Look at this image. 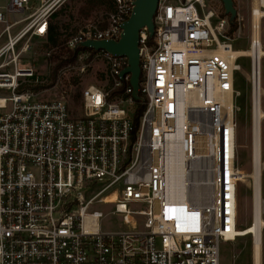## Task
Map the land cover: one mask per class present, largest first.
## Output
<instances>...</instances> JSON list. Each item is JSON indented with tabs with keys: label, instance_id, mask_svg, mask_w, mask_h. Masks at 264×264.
I'll list each match as a JSON object with an SVG mask.
<instances>
[{
	"label": "built area",
	"instance_id": "obj_1",
	"mask_svg": "<svg viewBox=\"0 0 264 264\" xmlns=\"http://www.w3.org/2000/svg\"><path fill=\"white\" fill-rule=\"evenodd\" d=\"M65 1L0 0V264H221V242L242 237L239 185L249 176L238 164L241 57L251 62L252 171L257 113L261 127L264 119V0L253 2L243 56L234 54L237 31L229 35V17L213 1L160 0L153 43L147 28L140 31L141 100L131 74L122 75L127 56L87 48L77 61L106 63L109 84L87 86L76 103L55 96L56 83L27 63L36 41L48 43ZM134 2L112 0L105 21L64 45L119 40ZM58 49L46 50L51 67ZM178 165L183 180L174 185ZM249 178L255 211L258 183ZM259 182L262 198V172ZM98 183L97 193L82 194ZM95 201L113 209L94 210ZM108 216L126 228L104 230Z\"/></svg>",
	"mask_w": 264,
	"mask_h": 264
},
{
	"label": "rangeland",
	"instance_id": "obj_2",
	"mask_svg": "<svg viewBox=\"0 0 264 264\" xmlns=\"http://www.w3.org/2000/svg\"><path fill=\"white\" fill-rule=\"evenodd\" d=\"M220 9L224 11V5L221 0H211ZM255 0H237L238 10V27L234 36L237 38L233 41V48L247 51L249 49L252 36V8ZM82 0H66L60 7L59 13L52 18L51 22L60 28L62 38L71 37L76 34L83 26L95 22L105 21L108 17L107 13L110 9L100 8L96 10L92 17L84 19L78 14V8L82 5ZM3 25L0 24V31ZM230 31V30H229ZM262 33L264 41V19L262 20ZM233 36V35H232ZM45 41H36L34 51L28 56L27 63L32 66L37 73L44 78L49 77L48 81L54 88L51 90L55 96H65L74 103L77 99L74 97L76 93L82 94L83 90L89 85H97L102 88L109 84L108 67L103 61H94L88 64V61H75L69 63V69L61 73L59 70L56 81L51 82V66L46 55ZM264 48V47H263ZM59 50V49H58ZM58 52V51H57ZM238 63L242 67V72L237 73V89L241 91V96L237 99V106L240 110L237 112L238 120V164L240 171L246 174L252 172V149H253V126L251 121V89L248 81V75L251 74V62L248 57H241ZM71 66V67H70ZM83 67L85 69L83 70ZM78 79L79 83L75 84L73 79ZM261 78L262 89L264 91V56L261 60ZM264 95V93H263ZM75 99V100H74ZM76 101V102H75ZM264 112V97L262 103ZM262 160L264 163V119L262 121ZM103 184L98 183L95 188L84 189L82 194L94 195L102 188ZM262 199L264 203V168L262 169ZM92 209L108 213L113 206L103 203L94 202ZM239 228H250L253 221V192L252 180L247 178L239 185V205H238ZM264 219V213L262 214ZM104 230L125 229L122 218L118 216H108L101 221ZM249 226V227H248ZM262 238V264H264V229ZM253 248L254 238L252 234L239 237L235 241H224L220 244V261L221 264H253Z\"/></svg>",
	"mask_w": 264,
	"mask_h": 264
},
{
	"label": "water",
	"instance_id": "obj_3",
	"mask_svg": "<svg viewBox=\"0 0 264 264\" xmlns=\"http://www.w3.org/2000/svg\"><path fill=\"white\" fill-rule=\"evenodd\" d=\"M160 0H135L131 16L123 24V32L119 40L114 39H88L80 42L75 49L92 48L105 50L113 55H125L128 57V66L122 75L131 74L130 83L133 88L135 100H141L140 96V31L147 28L152 38L155 33L154 17ZM225 14L229 17L230 24L238 16V10L234 0H221Z\"/></svg>",
	"mask_w": 264,
	"mask_h": 264
},
{
	"label": "trees",
	"instance_id": "obj_4",
	"mask_svg": "<svg viewBox=\"0 0 264 264\" xmlns=\"http://www.w3.org/2000/svg\"><path fill=\"white\" fill-rule=\"evenodd\" d=\"M82 5L78 8V14L84 18V19H89L92 17L93 13L96 10H99L100 8H105V9H112V0H82ZM234 4L237 7V0H234ZM60 11V10H59ZM57 11L54 15L53 18L59 13ZM225 12L223 13V16H225ZM238 27V21L237 18L233 23L230 24V31L229 35H233V33L236 31ZM70 38L65 37L62 38V33L60 32V28L53 24L52 22L50 23V28H49V33H48V43L45 45L46 48L50 47H59L58 52H55L52 54L50 57L51 61L55 62V64L51 68V82L56 81L59 70L64 67L65 65L69 63H73L77 61L78 59V54L81 51L86 50L87 48H80V49H75V48H67L64 43L67 42V40ZM153 38L150 39V43H153ZM73 82L76 84L79 83L78 79H73ZM51 85V84H50ZM236 88H237V76H236ZM82 94L80 92L75 94V98L77 101L81 99ZM146 109L145 105H140L136 111L135 114V130L139 127L140 123V117L143 115L144 111ZM241 229V228H240Z\"/></svg>",
	"mask_w": 264,
	"mask_h": 264
},
{
	"label": "bare ground",
	"instance_id": "obj_5",
	"mask_svg": "<svg viewBox=\"0 0 264 264\" xmlns=\"http://www.w3.org/2000/svg\"><path fill=\"white\" fill-rule=\"evenodd\" d=\"M260 14L258 12V9H255V16L254 21L257 23L259 21ZM237 56H243L247 55L248 52L244 50H238L236 53H234ZM261 55H264V48L261 50ZM261 93L263 94V89L261 90ZM259 114L257 113V123L254 128V141H255V162L254 166L255 169L249 174V177L257 179V189H256V201H255V211H253V222L250 225L251 227L247 229V232L244 229H240V235L246 236L249 234H252L254 238V248H253V264H262V232L264 229V219L262 217V214L264 213V203L263 199L261 198V186H260V177L262 169L264 168L263 160L260 157V146L262 142V130L261 126L259 125ZM261 117H264V112L262 111ZM182 168L180 165L176 166L175 169H173V178L172 183L176 185L177 183H182ZM243 174V172L241 173ZM248 176V175H247ZM246 176V177H247ZM205 193V187L200 189L199 192H197L198 195L202 196ZM254 207V205H253ZM262 210V214L261 213ZM249 227V226H248Z\"/></svg>",
	"mask_w": 264,
	"mask_h": 264
}]
</instances>
